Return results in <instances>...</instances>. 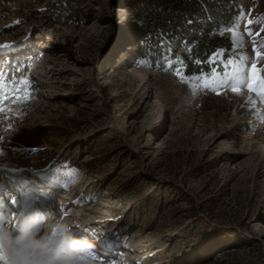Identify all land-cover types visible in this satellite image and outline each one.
<instances>
[{
  "label": "rangeland",
  "instance_id": "rangeland-1",
  "mask_svg": "<svg viewBox=\"0 0 264 264\" xmlns=\"http://www.w3.org/2000/svg\"><path fill=\"white\" fill-rule=\"evenodd\" d=\"M230 2L232 50L187 76L146 3L0 0V213L71 222L99 264H264V0Z\"/></svg>",
  "mask_w": 264,
  "mask_h": 264
},
{
  "label": "trees",
  "instance_id": "trees-1",
  "mask_svg": "<svg viewBox=\"0 0 264 264\" xmlns=\"http://www.w3.org/2000/svg\"><path fill=\"white\" fill-rule=\"evenodd\" d=\"M146 3L148 18L186 49L180 54L187 76L210 72V58L219 47L232 50L230 37L218 32L238 14L230 0H137ZM180 44V45H181ZM199 61V63H197Z\"/></svg>",
  "mask_w": 264,
  "mask_h": 264
},
{
  "label": "clouds",
  "instance_id": "clouds-1",
  "mask_svg": "<svg viewBox=\"0 0 264 264\" xmlns=\"http://www.w3.org/2000/svg\"><path fill=\"white\" fill-rule=\"evenodd\" d=\"M0 213V242L7 264H99L94 245L78 237L71 222L57 218L43 225L38 214ZM16 225L14 232L9 225ZM119 264H127L121 258Z\"/></svg>",
  "mask_w": 264,
  "mask_h": 264
},
{
  "label": "snow or ice",
  "instance_id": "snow-or-ice-1",
  "mask_svg": "<svg viewBox=\"0 0 264 264\" xmlns=\"http://www.w3.org/2000/svg\"><path fill=\"white\" fill-rule=\"evenodd\" d=\"M235 35H236V33L233 31V36L235 37ZM258 55H259V53H258ZM141 63L142 64L146 63V61H141ZM197 63H199V61H197ZM230 63H231V61H230ZM256 71L257 70L255 69V66L253 65V73H254L253 78L254 79L256 78L255 77V72ZM174 74L177 75V77L181 81H183L185 83H188L189 81H192L193 79H195L196 81H200L199 87L201 89L209 88V89H211L213 91L216 90V87H215V84H216V73H215V70H213V72L211 73L210 77H208V76H201V77H196V78L186 77L183 74L182 69H180V68L175 69V73ZM23 83L25 85H27L29 82L27 80H24ZM193 87H194V91H195V85H193ZM249 87L251 88L252 86L249 85ZM233 90L234 91H238V89L236 87H233ZM253 90H255V89H253ZM16 91L19 92L20 89H17ZM260 94L264 95V80L260 81ZM25 99H27V96H25ZM0 261H3V264H7V260L5 258L4 253H3V244H2V242H0Z\"/></svg>",
  "mask_w": 264,
  "mask_h": 264
},
{
  "label": "bare ground",
  "instance_id": "bare-ground-1",
  "mask_svg": "<svg viewBox=\"0 0 264 264\" xmlns=\"http://www.w3.org/2000/svg\"><path fill=\"white\" fill-rule=\"evenodd\" d=\"M0 187H1V186H0ZM8 191H13V190L9 188ZM0 193H1V191H0ZM11 193H12V194H11ZM11 193H6V194H8V195L11 194V195H13V192H11ZM20 194H21V192H20ZM20 194H19V196H20ZM13 198H17V195H15V196L13 195ZM8 199H9V200H12V199L9 198V197H8ZM46 205H47V204H46ZM7 207H10L12 211H17V210H18L16 206H13V205L11 206V204H9V203H7ZM27 212H28V209L25 208V210L22 211V214H25V213H27Z\"/></svg>",
  "mask_w": 264,
  "mask_h": 264
}]
</instances>
